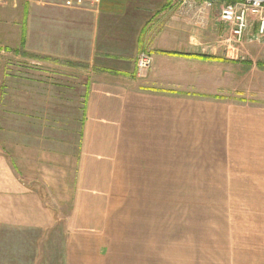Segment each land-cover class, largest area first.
Here are the masks:
<instances>
[{
    "label": "crops",
    "instance_id": "1",
    "mask_svg": "<svg viewBox=\"0 0 264 264\" xmlns=\"http://www.w3.org/2000/svg\"><path fill=\"white\" fill-rule=\"evenodd\" d=\"M202 5L181 7L177 0L25 4L17 32L4 37L0 32L2 252L10 237L50 231L58 237L50 245L55 253L50 264H168L170 230L163 209L169 188L187 186L179 184L186 173L179 158H222L232 164V158L256 157V183L234 182L224 187L235 190L232 196L207 198L209 205L225 206L209 213L214 219L194 214L196 231L203 235L192 238V261L201 264L203 246L208 264L217 259L218 264H264V107L185 95L182 83L158 87L164 85L158 80L161 70L173 63L180 71V63L203 61L185 54L220 58L197 52L201 40L195 37L188 44L194 48L187 50L184 31L178 30L190 15L213 20L225 34L221 6L203 12ZM163 27L160 36L153 33ZM141 53L153 55V71H159L147 86L137 79ZM126 194L130 223L115 227L123 221L118 206ZM154 198L162 206L156 228L145 212ZM57 213L66 214L62 229L52 228ZM173 237L172 242L184 241Z\"/></svg>",
    "mask_w": 264,
    "mask_h": 264
},
{
    "label": "rangeland",
    "instance_id": "2",
    "mask_svg": "<svg viewBox=\"0 0 264 264\" xmlns=\"http://www.w3.org/2000/svg\"><path fill=\"white\" fill-rule=\"evenodd\" d=\"M63 3L55 0L53 2H44L42 4ZM36 4L35 0H3L0 3V32L1 36H6L9 31L17 32L16 23H21L24 19V6ZM39 4V3H38ZM211 9L207 5H202L201 10ZM219 13L216 14L218 16ZM30 19L31 14L29 13ZM180 20V19H178ZM182 25L179 22L178 30L184 31V40L187 45V50L192 51V47L188 45L190 39L195 37L201 40V45L197 46L201 54H213L218 61L216 63L201 61V63L184 62L178 66L180 71L176 69L177 64L173 63L163 72L162 77L158 80L164 85L158 87H177L176 85L184 84L185 95L200 96L207 98L227 99L234 102H246L250 105H258L264 107V46L250 45L246 49H239L236 46H231L227 42L221 43L229 39L227 30L225 34L221 32L220 27L214 26L213 20H197L190 15L183 17ZM169 25V23H167ZM19 26V25H18ZM15 27V28H14ZM173 26H170L171 28ZM176 27H174L175 29ZM163 30H154L153 33L160 36ZM16 36V35H15ZM168 35L163 33L162 38H167ZM214 43V44H213ZM249 46V45H248ZM194 48V47H193ZM229 48V50H228ZM229 51V52H228ZM142 54V53H141ZM153 63L151 68L144 74L137 73V79L140 84H151V78H155V74L159 71L154 69V57L150 53ZM138 60V59H137ZM207 62V63H206ZM179 72L182 75H177ZM199 84L200 86L198 87ZM197 85V86H196ZM198 88V89H197ZM171 89V88H170ZM183 160L180 167L184 168L185 174L182 183L187 185L183 188H169L163 212L168 214V229L170 230V244H169V261L168 264H193L192 255V238L194 235H203L196 231V224L194 214L201 213L200 220L214 219L209 213H216V208H224V205H209L207 198L209 197H224L232 196V189L224 188L228 184L234 182L250 181L256 183L258 179L257 158L243 157L232 158V164L222 158H199L186 156L179 158ZM226 159V158H225ZM230 159V158H229ZM210 160V163H205ZM227 161V162H226ZM210 171L208 175L201 172ZM199 176V177H197ZM198 185L210 186L207 188H199ZM213 186V187H212ZM216 186V187H214ZM197 187V188H196ZM240 193V192H239ZM123 198V197H122ZM121 198V199H122ZM148 205L145 206L147 216L152 214L154 220L151 224L156 228L160 227V220H156L162 212L159 202L160 198L150 199ZM158 201V204L156 203ZM156 203V204H155ZM121 213L123 221L115 222V227L128 228L129 214V199L124 195ZM50 207V206H49ZM53 208V206H51ZM144 207V206H143ZM57 209L64 208V206H56ZM59 211V210H58ZM223 210H218V213ZM206 214V215H205ZM205 215V216H204ZM59 218L54 222L52 228L62 229L64 227V218L66 214L57 213ZM202 222V221H201ZM149 224V221H148ZM178 230V232H177ZM25 232L24 237H10L8 251L2 252L0 246V260L20 261L22 264H50L55 260V253L50 249V245L55 246L58 237L50 231L46 232ZM179 236L178 239L183 242H172L173 236ZM208 235L207 233L205 234ZM204 235V236H205ZM201 237L202 240L206 237ZM19 244V247L16 245ZM207 247H201L200 256L201 264H208ZM232 253L229 254L231 258ZM188 256V257H187ZM187 257V258H186ZM216 264H218L219 259ZM54 264V263H53ZM155 264H159L156 262Z\"/></svg>",
    "mask_w": 264,
    "mask_h": 264
},
{
    "label": "built area",
    "instance_id": "3",
    "mask_svg": "<svg viewBox=\"0 0 264 264\" xmlns=\"http://www.w3.org/2000/svg\"><path fill=\"white\" fill-rule=\"evenodd\" d=\"M36 3L53 2L55 0H35ZM181 7L199 2L209 7L220 5V22L227 29L228 43L234 46H264V0H177ZM3 0H0V3ZM67 6L81 5L85 0H58ZM153 60L146 53L139 55L137 73L142 75L152 66Z\"/></svg>",
    "mask_w": 264,
    "mask_h": 264
},
{
    "label": "trees",
    "instance_id": "4",
    "mask_svg": "<svg viewBox=\"0 0 264 264\" xmlns=\"http://www.w3.org/2000/svg\"><path fill=\"white\" fill-rule=\"evenodd\" d=\"M184 57H189V58H195V59H199V60H216L217 58L213 57V56H205V55H188L185 54L183 55Z\"/></svg>",
    "mask_w": 264,
    "mask_h": 264
}]
</instances>
